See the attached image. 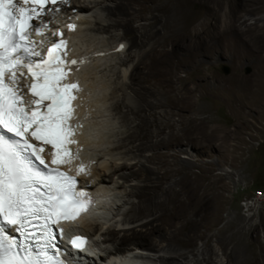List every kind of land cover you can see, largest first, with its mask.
I'll return each mask as SVG.
<instances>
[{
  "label": "rangeland",
  "instance_id": "rangeland-1",
  "mask_svg": "<svg viewBox=\"0 0 264 264\" xmlns=\"http://www.w3.org/2000/svg\"><path fill=\"white\" fill-rule=\"evenodd\" d=\"M71 1L93 5L96 0ZM107 4L115 6L108 1L83 13L86 27L79 40H73L74 46L68 53L72 56L70 59L79 64H75V69L92 65L96 74L106 79L112 88L128 82L127 75L124 76L126 67L121 63L129 61L127 67L130 66L128 69L132 72L152 49H157L160 55L157 65L160 74L170 71L174 77L173 89L168 88L167 91L158 87L160 90L154 91L151 99L159 104L156 108L158 121L173 123L177 135L170 148L161 145L158 150L171 155V160L178 158L189 162L187 170L192 174L193 185L201 184L206 189L204 203L192 198L182 206L191 219H195L199 211L198 218L200 214L204 215L201 235L195 240V252L184 262L264 264V0H123L122 12L117 11L114 17L124 19V28L92 30L110 23L103 7ZM73 9L78 10L73 7L68 16L65 12H55L48 16L47 21L43 20L47 24L44 43L60 33L64 34L70 25L79 21ZM126 22L134 28V33L126 34ZM152 23H156L154 34L151 32ZM165 48L172 50L170 62L162 55ZM225 67L228 72L224 71ZM141 85L144 87L136 86L139 94L143 95L146 89L151 91L147 83ZM122 89L113 98L108 95L104 112L86 114L81 119L82 123L90 120L102 122L99 127L106 129L108 136L100 148L102 152L107 151L105 158L111 164L125 156L124 151L112 152V147L121 144L126 132L137 128L140 122L137 115L132 114L125 123L126 106L137 107L138 104V98L129 89L125 91H128L126 97L129 101L124 105L123 113L114 110L115 102L125 94ZM102 114H106L105 117ZM170 132L171 129L166 128L160 139L168 138ZM99 150L89 151L99 154ZM143 153V169L156 172L157 162L149 161L154 151L145 149ZM128 163L131 164L130 161ZM119 174H115L113 180L106 177L109 193L102 197L101 209H96L94 220L102 225L104 231L113 228L123 236L152 220L153 216L145 215L129 223L141 201L132 192L139 184L147 182L132 177L124 182ZM126 174L127 170L124 171ZM180 178L175 176L164 180L162 185L152 183L149 186L150 197L166 203L161 209L174 211L172 220L177 227L184 220L182 208L170 203L163 192ZM153 181L162 180L160 176L153 175ZM108 247L113 248L111 244H100L93 250L106 255ZM128 247V252L131 251L129 256L143 251L145 257L132 264H163L158 258H169L163 250L150 252L132 245ZM206 247L212 253L205 252ZM110 260L131 264L122 255L113 256ZM110 260L108 263L112 262ZM181 260L183 258L176 259L178 262Z\"/></svg>",
  "mask_w": 264,
  "mask_h": 264
},
{
  "label": "snow or ice",
  "instance_id": "snow-or-ice-1",
  "mask_svg": "<svg viewBox=\"0 0 264 264\" xmlns=\"http://www.w3.org/2000/svg\"><path fill=\"white\" fill-rule=\"evenodd\" d=\"M69 3L0 0V264H70L57 235L92 203L75 177L61 170L79 156L69 147L78 143L70 121L79 86L62 83L68 65L78 62L66 60L62 40L52 42L46 58L32 40L44 35L43 17L60 10L48 5ZM81 174L90 175L83 165ZM69 243L83 252L87 241L76 235Z\"/></svg>",
  "mask_w": 264,
  "mask_h": 264
},
{
  "label": "bare ground",
  "instance_id": "bare-ground-1",
  "mask_svg": "<svg viewBox=\"0 0 264 264\" xmlns=\"http://www.w3.org/2000/svg\"><path fill=\"white\" fill-rule=\"evenodd\" d=\"M108 1L115 3V6L113 7L108 4L103 6L104 10L108 13L107 18L109 19L110 23L107 26L101 25L99 28H97V30H92L108 31L112 27L124 28V19H120L121 17H114L117 15V11L122 12V9L124 8L122 5L123 0H96L93 5L91 4L92 6L87 3L82 4L81 2L72 1L67 5H48L49 9L53 7H59V11L67 13V16L69 15L68 11H70L73 7L78 8L77 14L79 16V21H77L73 25L74 28H68V30H66L64 34L60 33L62 35L59 34L58 37L55 36V38H51L53 39V41L57 40L58 38H62V40L66 42L64 51L67 53V61H70V57H72L69 54L71 53L69 50H72L73 40H77L80 36H82L83 29L86 27V17L83 13H87V9H91L97 5H104ZM183 1L186 2V0ZM152 15L153 19L156 20V15L153 13ZM48 19V16L43 17V20L45 21H47ZM119 21L122 22L119 24ZM66 24H68V22H66ZM125 24L128 26L126 30L127 35L135 32L134 28L130 26L129 22H126ZM155 24L156 23H152L150 25L152 28L150 29L153 34L156 31ZM137 41L138 40L136 39L135 43H137ZM51 44L52 43L47 45V48L50 47ZM74 49L75 47H73V50ZM162 52V55H164V57L167 58L170 62L172 50L165 48ZM77 54H75V56H78ZM159 56L160 55L158 50L152 49L151 51L146 53L145 58H143V56V59H140L139 63L134 68L135 70H133L132 72H130V70L128 69L130 66L127 67L129 61L121 63L122 66L126 67L124 70V76L127 75L128 82L124 84V86L120 84L121 86L117 87L116 85L115 87L113 86V88L108 85L107 82H105L106 79L103 80L96 74V69L92 65H83L79 69H75V65H68V76L64 82H77L79 86V91H74L76 99L72 101V106H74L75 112L73 114V119L70 121L72 127L76 129L74 139H76L78 143L69 145V147L73 153L78 151L79 156L76 160L73 161V164L71 166L61 167L77 175L78 167L83 165L85 167V170L90 173V175H77L79 183L84 186L85 183L89 184L87 185V187L90 189H86L92 192V194L94 195V204L91 208L88 209V211L82 213L74 223H63L61 225V227L65 229V232L70 229V233L81 232L83 234H87L88 236V243L85 247V250L83 252H79V255H81V257L74 256V259H72L69 249L65 251L64 254L66 256V259L70 260V263L72 264H107L108 261L105 263L102 261L110 260L113 256L118 255H122L123 257L128 258V260L126 261L132 264L137 259L144 257V255L142 254L143 251H139L137 252V254L133 255L130 254L129 256V253H131V251L128 252V249H130V247H128L129 245L136 246L137 249L139 248L141 250H148L150 252H159L161 250L165 251L167 254H169V258L161 256L158 258L161 262H163V264H187L184 262V259H186L191 253L195 252V240L201 235L199 232L204 226V215L200 214V218H198L197 215L200 211H196L197 213L195 215V219H191L189 214L182 208V206L192 198L197 199L198 201H200V203L201 201L204 203L206 189L205 186H200L201 184L199 186L193 185L192 174L187 170L189 169V162L182 161L178 158L171 160V155H169L168 153L159 152L158 150L161 145L165 148H170L173 141L177 138V135L174 133L173 123L168 121L166 122V124H163L162 122L158 121V118L156 116V108L159 107V104L158 102L151 100L152 96L154 95V91L160 90L158 87H161L164 90H167L169 88L168 90H170L174 88L175 84L174 77L171 75V73H169L170 71L162 75L157 70V65L160 62ZM143 68H145L144 70L147 71L145 72ZM142 83H147L151 91H148L146 89V92H144L143 95L139 94L136 86L144 87L141 85ZM121 89L124 92L129 89L131 91V94H135V96L138 98V104L137 107L127 105L129 101L128 97H126V95H128L127 91L125 92V94H123L121 100L115 102V104L113 105L114 110L118 113H123L122 111L124 109V105H127L126 107L128 108V110L127 114H125V123L127 124L129 116L132 114L137 115L140 122L138 123L137 128L135 127L133 130L131 128L126 132L127 136H125L121 144L112 147V152L116 151L121 153L124 151L125 156L124 158L117 159L118 161L122 160V163H117L118 161L115 160L116 162L111 164V162H109L105 158V154H107V151L106 153L102 152L100 148L104 143L105 138H107L106 136H108L107 131L105 132L106 129L103 130L102 128H100L102 122L100 121L101 124H99V122H97L96 120H90L89 123H82L81 119H83L86 114L97 115L101 113L104 109V106L106 104L105 101L108 99V97L111 95L109 98H113L115 93L119 92V90ZM104 115L102 114L103 117H105ZM166 128L171 129L169 137L160 139V135L164 133V130ZM95 129L96 131L94 132ZM95 148H97V150L100 149L99 154L94 153L93 151L95 150H93L92 152L89 151L90 149ZM145 149L154 151L149 161L155 163L157 162V173L152 172V170L150 173V170L143 169V167L145 166L142 163L141 158L145 157L143 153ZM128 156L129 158H126ZM128 161H130L131 164H129ZM94 164H96V166ZM140 165L141 168L139 167ZM126 170L128 171V174L124 175V171ZM115 174L121 175V179L125 180L124 182L128 181V179L131 177L134 179L140 178L144 182H147L144 184H139L135 191L132 192L134 196L141 198V201L140 204L136 207L135 216L129 220V223H133L141 219L142 217L144 218L145 215L153 216L152 220H149L141 226H137L136 228L131 229L123 236H120V233L116 232L113 228H109L108 230L104 231L102 225L94 220V217L96 216V209H101V202L103 203L102 197L104 195L107 196V194L109 193V190L106 187V177L113 180V176ZM153 175L160 176L162 181H153ZM175 176H181V178L179 180L177 179L178 181H176L175 184L169 189L164 190L163 194L170 203L174 202V204L180 205V207L182 208L181 211L183 213L182 216L184 220L183 222H181L182 224L179 227L175 226L172 220L174 211L171 212L169 211L170 209L166 211L162 210L161 207H165L166 203L164 201H154L149 195V186H152V183H156V185H162L164 180L171 179ZM200 190H202L201 193L199 192ZM173 209H175V207ZM64 239L65 238L63 236L62 246H66V239L65 241ZM100 244H111L113 248L108 247V253L106 255L97 254L96 252H94L93 248H97L98 246H100ZM70 250L77 254L75 250ZM205 252L210 254L212 253V250L209 247H206ZM86 253H88L89 255H85ZM180 258H183V260H181L182 262L176 261V259L180 260ZM110 261L112 262H109L108 264H118V262L116 263L114 262V260Z\"/></svg>",
  "mask_w": 264,
  "mask_h": 264
},
{
  "label": "water",
  "instance_id": "water-1",
  "mask_svg": "<svg viewBox=\"0 0 264 264\" xmlns=\"http://www.w3.org/2000/svg\"><path fill=\"white\" fill-rule=\"evenodd\" d=\"M224 71H225V72H228V71H229V69H228L227 67H225Z\"/></svg>",
  "mask_w": 264,
  "mask_h": 264
}]
</instances>
